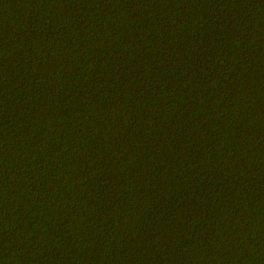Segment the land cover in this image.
Here are the masks:
<instances>
[{"label": "trees", "instance_id": "16d2710c", "mask_svg": "<svg viewBox=\"0 0 264 264\" xmlns=\"http://www.w3.org/2000/svg\"><path fill=\"white\" fill-rule=\"evenodd\" d=\"M0 264H264V0H0Z\"/></svg>", "mask_w": 264, "mask_h": 264}]
</instances>
